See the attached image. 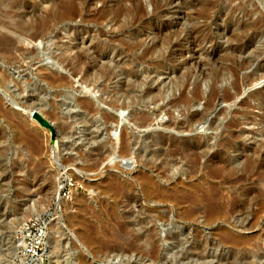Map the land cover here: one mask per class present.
I'll use <instances>...</instances> for the list:
<instances>
[{
    "label": "rangeland",
    "instance_id": "obj_1",
    "mask_svg": "<svg viewBox=\"0 0 264 264\" xmlns=\"http://www.w3.org/2000/svg\"><path fill=\"white\" fill-rule=\"evenodd\" d=\"M68 3L70 15L56 16ZM260 17L264 24V0H0V34L17 41L14 59L0 55V264H42L39 257L24 258L15 232L25 219L49 212L44 264H264V76L258 79L264 72V25L255 32L246 26ZM161 26L165 30L160 32ZM241 30L252 37L246 51L235 47L234 33ZM34 31L37 39L30 38ZM190 31L192 40L186 39ZM138 37L144 40L139 47L148 50L147 61L136 59L143 50L139 47L116 55L122 40ZM181 37L180 49L170 47ZM82 48L90 53L85 65L108 67L110 80H80L82 74L75 75L60 60ZM193 54L205 73L221 71L217 82L195 67ZM248 56H253L249 64L239 66ZM185 59L190 61L183 65ZM52 72L68 84L41 81ZM195 81L201 98L179 103L182 95L192 96ZM212 85L218 95L227 91L231 96L216 99L208 109L204 98ZM194 112L204 117L186 129L171 127ZM35 113L52 125L53 133ZM139 114L150 121L139 124ZM233 121L239 126L227 125ZM126 135L131 138L127 148ZM62 176L79 188L59 202L54 196ZM191 188L197 192L192 198Z\"/></svg>",
    "mask_w": 264,
    "mask_h": 264
},
{
    "label": "bare ground",
    "instance_id": "obj_2",
    "mask_svg": "<svg viewBox=\"0 0 264 264\" xmlns=\"http://www.w3.org/2000/svg\"><path fill=\"white\" fill-rule=\"evenodd\" d=\"M74 2V1H73ZM217 5H218V3H217ZM71 6V3H68V6H66L62 11H57V12H55L56 13V16H58V17H63V16H65V15H67L68 13H69V10H68V8ZM75 6V5H74ZM207 8H209V7H207ZM236 8H238V9H240V10H242L243 11V13L245 12L246 14H249L250 13V11H248V10H246L244 7H243V5H238ZM73 9V8H72ZM225 9V8H224ZM201 10H203V9H201ZM206 10V9H205ZM237 10V9H236ZM73 11H75V10H73ZM230 11V10H229ZM195 12V11H194ZM197 13V12H196ZM195 13V14H196ZM202 14V13H201ZM222 14V13H221ZM69 15H70V13H69ZM73 14H71V16H72ZM188 16H190L191 15V18H192V14H187ZM186 15V16H187ZM187 16V17H188ZM206 16H207V14H206ZM230 16V15H229ZM7 17V16H6ZM205 17V16H204ZM212 18H213V16H211ZM231 17V16H230ZM190 18V19H191ZM210 18V17H209ZM215 18V17H214ZM262 18L263 17H260V18H258V19H256V20H254V21H251L250 23H248L246 26H247V28H249V29H251L253 32H255V31H257V30H259V29H261L262 28V26L264 25L263 24V21H262ZM189 19V18H188ZM212 20V19H211ZM230 20V19H229ZM264 20V19H263ZM208 21H206V23H207ZM44 23V22H43ZM6 24V23H5ZM4 24V25H5ZM227 24V23H226ZM4 25H2L3 27H5ZM44 25V24H43ZM162 25V24H161ZM225 25V24H224ZM147 26V25H146ZM159 26H160V24H159ZM167 26V25H166ZM193 26H195V25H193ZM192 26V27H193ZM204 26V25H203ZM206 26V25H205ZM7 27V26H6ZM5 27V28H6ZM8 27H9V25H8ZM148 27H150V26H148ZM198 27V26H197ZM207 27V26H206ZM264 27V26H263ZM21 28V27H20ZM195 28V27H194ZM1 29V28H0ZM8 29V28H7ZM21 29H25L24 27L23 28H21ZM147 29V28H146ZM153 29H155V28H153ZM157 29H159V28H157ZM184 29V28H183ZM192 30H193V28H191ZM196 29V28H195ZM201 29V28H200ZM39 30V29H38ZM41 30V29H40ZM39 30V31H40ZM148 30H151V29H148ZM156 30V29H155ZM155 30H153V31H155ZM163 31V30H165V27L164 26H161L160 27V29H159V31ZM167 30V29H166ZM8 31V30H7ZM143 31V30H142ZM145 31V30H144ZM147 31V30H146ZM160 31V32H161ZM211 31V30H210ZM170 32V31H169ZM194 32V31H193ZM201 32V31H200ZM245 32H246V30H241V32L238 34V33H234L236 36V40H237V43H236V45H235V47L237 48V49H240V50H245V46H248L251 42H252V37L251 36H246V34H245ZM146 33V32H145ZM144 33V34H145ZM164 33V32H163ZM162 33V34H163ZM165 33H167V32H165ZM189 34L187 35V38L186 39H190V40H192V39H194V34H193V38H191L192 36V31H190V32H188ZM209 33V32H208ZM31 34V35H30ZM29 35H30V38H32V39H37L38 37H39V32L38 31H34L33 33H30ZM158 34V33H157ZM180 34V33H179ZM179 34H178V36H179ZM150 35V34H149ZM153 35V34H152ZM159 35V34H158ZM205 35V34H204ZM212 36H213V34H211ZM215 35V34H214ZM248 35V34H247ZM132 36V35H131ZM160 36V35H159ZM181 36V35H180ZM184 35H182V37H183ZM199 36V35H198ZM207 36V35H206ZM212 36H209L208 37V39H209V41H210V39H211V41H212V39H214V36L212 37ZM216 36V35H215ZM130 37V36H129ZM136 37V36H135ZM147 37H149L148 36V34H147ZM153 37V36H152ZM182 37H181V39L180 38H175L174 40H176V43H169V45H170V47H172V48H174V47H177V46H179L180 45V43H181V41H182ZM205 37V36H204ZM229 37V36H228ZM140 37H138V39H134V40H128L127 38H125L127 41H123L122 40V45H123V47L121 48V49H117L116 50V55L117 56H124L126 53H130V52H134V50L136 49V48H138L139 46H143V41H141L140 39H139ZM154 38H155V36H154ZM184 38V37H183ZM142 39H144V37H142ZM149 39V38H148ZM148 39H146V40H148ZM162 39V38H161ZM200 39V38H199ZM207 38H205V40H206ZM174 40H172L171 39V41L173 42ZM184 41V40H183ZM187 41V40H186ZM185 41V42H186ZM189 41V40H188ZM194 41V40H193ZM197 41H199L198 39H197ZM207 41V40H206ZM210 41V42H211ZM17 41H16V39H14L11 35L9 36L8 34H0V55H2V56H4V57H6V59L7 58H13L14 59V57H13V54H12V49H13V47L15 46V43H16ZM120 43H121V41H119ZM146 42V41H145ZM175 42V41H174ZM201 42V41H200ZM203 42V41H202ZM164 43H167L166 41L164 42ZM193 43V42H192ZM195 43V42H194ZM204 43V42H203ZM17 44V43H16ZM97 44V43H96ZM160 44V43H159ZM162 44V43H161ZM198 44V43H197ZM121 44H120V46H122ZM158 45V44H157ZM163 45V44H162ZM168 45V46H169ZM102 46V45H101ZM119 46V47H120ZM167 46V45H166ZM165 46V47H166ZM182 46V45H181ZM92 47V46H91ZM104 47V46H103ZM102 47V48H103ZM144 47H146V46H144ZM147 47H148V45H147ZM157 47V46H156ZM160 47V46H159ZM164 47V46H163ZM164 47V48H165ZM16 48V47H15ZM96 48V47H95ZM97 48H98V46H97ZM140 49L142 48V47H139ZM149 48H150V45H149ZM178 48V47H177ZM181 47L179 46V49H180ZM182 48H183V46H182ZM93 49V48H92ZM143 49V48H142ZM151 49V48H150ZM21 50H24V49H21ZM59 50V49H58ZM86 50H87V48H86ZM98 50H99V48H98ZM161 50V49H160ZM167 50V49H166ZM171 50V49H170ZM88 51H89V49H88ZM88 51H85V50H83V48L81 49V50H79V51H77V53L75 54V55H73L70 59L69 58H67V57H64V56H61V61L62 62H65L66 61V63H67V67L69 66L70 67V69L72 70V72L75 74V73H81L82 74V76H80V77H82V79L81 78H79L80 80H84V81H86V82H88V81H92V82H95V81H99L100 79H103V81L104 80H110L111 79V71H110V69L108 68V67H106V66H98V67H96L95 69L93 68V69H91V67H87V65H85V62H84V58H86L85 56H86V54H87V52ZM94 51V50H93ZM101 51V50H100ZM147 49L145 50V48L141 51V53H140V51H138L140 54H137L135 57H136V59H138V60H143L144 61V59H145V57H146V54H147ZM151 51V50H150ZM163 51V50H162ZM171 51H173V50H171ZM246 51V50H245ZM95 52V51H94ZM99 52V51H98ZM137 52V51H136ZM156 51H154V53H155ZM160 52V51H159ZM182 52V51H181ZM180 52V53H181ZM89 53V52H88ZM125 53V54H124ZM135 53V52H134ZM169 53V52H168ZM173 53V52H172ZM179 53V52H178ZM177 53V54H178ZM90 54V53H89ZM131 54V53H130ZM94 55V54H93ZM100 55V54H99ZM163 55H164V51H163ZM128 56V55H127ZM131 56H133V55H131ZM154 56H155V54H154ZM172 56H174L173 54H172ZM180 56V55H179ZM193 56H194V54L191 56V59L190 60H192L193 62H194V65H195V67H197L198 69H199V71L201 72V73H203L204 74V76L205 77H210L211 78V80L213 81V83L214 82H217L218 80H219V78H220V76H221V71L219 72L217 69H211V71H209V74L208 73H205L204 72V70H203V63L201 62V60H199V58L198 59H194L193 58ZM207 56V55H206ZM95 57V56H94ZM99 57V56H98ZM148 58H150L149 56H147ZM170 57V56H169ZM253 57V56H252ZM252 57L251 56H248L247 58H245V59H242V61L239 63V66H241V67H244V66H246V65H248L249 64V62L252 60ZM157 58H159V57H157ZM171 58V57H170ZM151 59V58H150ZM152 59L154 60V58L152 57ZM155 59H156V57H155ZM166 59H167V56H166ZM183 59V58H182ZM168 60V59H167ZM174 60V59H173ZM190 60H182L183 62H182V64L183 65H186V63L187 62H189ZM145 61H147L146 59H145ZM158 61V60H157ZM162 61V60H161ZM172 61V60H171ZM168 63H170V62H168ZM174 63V62H173ZM258 64H260V62L258 63ZM159 65H161V64H157V66H156V68L157 69H159V68H162V66H159ZM168 65V64H167ZM171 66V65H170ZM237 66V65H236ZM166 67V66H165ZM176 67V66H175ZM174 67V68H175ZM231 67V66H230ZM238 67V66H237ZM167 68V67H166ZM171 68V67H170ZM173 68V69H174ZM232 70V69H231ZM230 70V71H231ZM157 71V70H156ZM235 71V70H234ZM2 73V72H1ZM4 74V73H3ZM43 75V74H42ZM76 75V74H75ZM78 75V74H77ZM264 76V72L258 77V79H260V78H262ZM77 77V76H76ZM79 77V76H78ZM66 77H63L61 74L59 75L58 73H54V72H52L51 74L49 73V74H44L43 76H42V80L41 81H43V82H45L47 85H49V86H59V85H64V84H66L67 83V78L65 79ZM125 78V77H124ZM78 80V79H77ZM94 80V81H93ZM101 81V80H100ZM178 81V80H177ZM69 82V81H68ZM86 82H84L85 84H86ZM68 84V83H67ZM66 84V85H67ZM125 84V83H124ZM150 84V83H149ZM194 89H193V91L191 92L192 93V96L190 97H185L184 95H182V97L178 100V102L180 103V101H183L184 103H192V102H194V101H196V100H198V99H200L201 98V93H200V90H199V85H198V82L197 81H195L194 82ZM233 85H235V83L233 84ZM170 87V86H169ZM211 89H210V91H209V93H208V95L204 98L205 99V104H206V108H208L209 109V107L211 108V105H212V103L213 102H215V100L216 99H221V100H228V99H230V96H231V94L229 93V92H227V91H224V93H223V95H218V90H216V87L214 86V85H212L211 87H210ZM185 91V90H184ZM31 97V96H30ZM29 98V97H28ZM32 99V98H31ZM35 99V98H34ZM174 100V99H173ZM19 101V100H18ZM31 101V100H30ZM174 103L176 102V104L178 103L176 100H174L173 101ZM24 103H26V102H24ZM58 103V102H57ZM84 103V105H83V107L84 108H87V109H89V110H92V107H89V105L87 106V104H85V102H83ZM82 103V104H83ZM87 103V102H86ZM82 107V108H83ZM206 110V109H205ZM157 111V110H156ZM162 111V110H161ZM52 112V111H51ZM53 113H55V112H53ZM152 113H159V111L158 112H155V111H153ZM156 114V115H157ZM236 114V113H235ZM47 115H48V112H47ZM140 115V114H139ZM134 116L135 117V121H138V123L139 124H141V125H144V124H146V123H148L149 121H150V116H148L147 114H141L140 116ZM43 116V115H42ZM45 117H47L46 116V113H45V115H44ZM152 116V115H151ZM54 117H56V115H54ZM204 117V112H194V113H191L190 115H189V118H188V120H186V121H184V122H174V121H172V123L170 124V122H169V124L171 125V127H173V128H178V129H186V128H188L189 126H192V122L194 123V121H199V120H201L202 118ZM105 119H107V118H109L108 116H105L104 117ZM53 119V118H52ZM262 120V119H261ZM264 121V120H263ZM238 122V121H237ZM137 123V122H136ZM30 125V124H29ZM166 125V124H165ZM229 127H231V128H234V127H237V126H239L237 123H234V121L231 123V124H227ZM234 126V127H233ZM167 127H169V125L167 126ZM170 127V128H171ZM237 129V128H236ZM235 130V129H234ZM234 135V134H233ZM229 138V137H228ZM124 145H125V147L127 148V147H129L130 146V144H131V138L130 137H128L127 135L124 137ZM199 142V141H198ZM222 142V141H221ZM226 142V141H225ZM205 146V145H204ZM225 148H227V147H225ZM236 147H234V149H235ZM237 149V148H236ZM232 150V149H231ZM238 150V149H237ZM122 151V150H121ZM233 151V150H232ZM126 152V151H125ZM238 152V151H237ZM171 153V152H170ZM235 153H236V151H235ZM195 154V152L193 153V155L192 156H195L194 155ZM243 155V154H242ZM253 155V154H252ZM122 156V155H121ZM241 156V155H240ZM256 157V156H255ZM235 158V157H234ZM248 158V157H247ZM230 159H231V157H230ZM232 159H233V157H232ZM238 159V158H237ZM192 160H197L196 158L194 159V157L192 158ZM249 161H251V160H253V159H251L250 160V158L248 159ZM194 162V161H193ZM227 162H229V160L227 161ZM246 162H247V160H246ZM167 163V162H166ZM195 163V162H194ZM222 163V162H221ZM224 163H225V161H224ZM251 163V162H250ZM250 163H249V165H250ZM219 164V163H218ZM229 164V163H228ZM234 164V163H233ZM232 164V165H233ZM245 164H247V163H245ZM245 164H243V165H245ZM196 165V164H195ZM225 165V164H224ZM227 165V164H226ZM251 165H252V163H251ZM222 166H223V164H222ZM222 166H221V168H222ZM236 166V165H235ZM239 166V165H238ZM238 166H236V167H238ZM194 167V166H193ZM192 167V168H193ZM227 167V166H226ZM232 167H234V166H231V168ZM235 167V168H236ZM252 167V168H251ZM251 167H247V168H251V170L253 169V166H251ZM92 168V167H91ZM191 168V169H192ZM239 168V167H238ZM237 168V169H238ZM244 168H246V167H244ZM264 167L262 166V169H263ZM194 169V168H193ZM192 169V170H193ZM229 169V167L227 168V170ZM233 169V168H232ZM236 169V170H237ZM240 169H241V167H240ZM191 170V171H192ZM220 170V169H219ZM222 170V169H221ZM223 170L224 171H227L226 170V168H224L223 167ZM236 170H234V171H236ZM244 170V169H243ZM247 170H249V169H247ZM251 170H250V172H251ZM224 171H221V177H222V172H224ZM229 171V170H228ZM238 171V170H237ZM236 171V172H237ZM241 172H242V170H240ZM263 171V170H262ZM163 172V171H162ZM190 172V171H189ZM194 172V171H193ZM230 172V171H229ZM249 172V175L252 173H254V172H251L250 173ZM192 173V172H191ZM226 173V172H225ZM224 173V174H225ZM231 173V172H230ZM233 173V172H232ZM238 173V172H237ZM245 173H247L246 172V170H245ZM263 173V172H262ZM240 174V173H239ZM145 175V174H144ZM146 175H148V174H146ZM214 175V174H213ZM219 175V174H218ZM232 175V174H231ZM230 175V176H231ZM236 175V174H235ZM235 175H233V176H235ZM246 175V174H245ZM248 174H247V176H249ZM258 175V174H257ZM256 175V176H257ZM260 175V174H259ZM258 175V176H259ZM215 176H217V175H215ZM262 176V174L260 175V177ZM219 177V176H218ZM221 177H220V179H221ZM229 177V176H228ZM227 177V178H228ZM253 177H254V175H253ZM259 177V178H260ZM149 178H151V177H149ZM216 179H218L217 177H215ZM235 178H237V176L235 177ZM235 178H234V180H235ZM264 178V177H263ZM201 179V178H200ZM226 179V178H225ZM262 179V178H261ZM151 180H153V179H151ZM150 180V181H151ZM221 180H224V179H221ZM229 180V179H228ZM231 180V179H230ZM233 180V179H232ZM257 180V179H256ZM220 181V180H219ZM239 180H237L236 182H238ZM147 185L149 184V183H147V181H146V179H145V181H144ZM203 182V181H202ZM221 182V181H220ZM224 182V181H223ZM236 182H234V184L236 183ZM240 182H241V180H240ZM243 182H244V180H243ZM260 182V181H259ZM264 182V181H263ZM156 182H154V184H155ZM206 183V182H205ZM215 183V182H214ZM216 183H218V181L216 182ZM245 183V182H244ZM144 184V183H143ZM145 184V185H146ZM203 184V183H202ZM220 184V183H219ZM221 184H222V182H221ZM225 184V183H224ZM227 184H229V183H227ZM238 184V183H237ZM153 185V184H152ZM157 185V184H156ZM197 185H199L200 186V184H197ZM213 185V184H212ZM216 185V184H215ZM232 186H235V185H233V184H231ZM144 186V185H143ZM150 186V185H149ZM189 186V185H188ZM206 186H208L209 187V184L207 185L206 184ZM237 186V185H236ZM235 186V187H236ZM239 186V185H238ZM237 186V187H238ZM151 187V186H150ZM154 187V186H153ZM173 187V186H172ZM176 187V186H175ZM187 187V186H186ZM202 187V186H201ZM201 187H199V188H201ZM210 187H212V186H210ZM219 187V186H218ZM235 187H233V188H235ZM236 187V188H237ZM264 187V186H263ZM189 188V187H188ZM187 188V189H188ZM197 188V187H196ZM195 188V189H196ZM199 188H198V190L197 191H199ZM224 188V187H223ZM222 188V189H223ZM251 188V187H250ZM150 189V188H149ZM146 190V193H147V191H150V190ZM151 189H152V187H151ZM192 189V192L190 191V194L191 193H193L194 191H193V188H191ZM208 189V188H207ZM214 189H215V187H214ZM249 189V188H248ZM247 189V190H248ZM144 190H145V187H144ZM178 190V189H177ZM203 190H204V188H203ZM209 190V189H208ZM217 190V189H216ZM253 190V189H252ZM263 190H264V188H263ZM160 191H162V189L160 190ZM205 191V190H204ZM203 191V192H204ZM211 191V190H210ZM217 191H220V190H217ZM234 191H235V189H234ZM237 191V190H236ZM251 191V190H250ZM163 192V191H162ZM164 192H166V191H164ZM169 192V191H168ZM182 192H184V191H182ZM201 192V191H200ZM199 192V193H200ZM207 193H208V191H206ZM214 192H215V190H214ZM221 192H222V190L219 192V194H221ZM258 192V191H257ZM262 192V191H261ZM144 193V192H143ZM149 193H151L152 194V192H148V195H149ZM194 193H196L197 194V192H194ZM237 193V192H236ZM248 193H249V190H248ZM259 193V192H258ZM150 194V195H151ZM165 194V193H164ZM172 194H175V193H172ZM189 194V193H188ZM206 193H204V195H205ZM210 194V193H209ZM209 194H208V197H209ZM219 194H217L218 196H219ZM254 194H255V192H254ZM261 194V193H260ZM259 194V195H260ZM149 195V196H150ZM152 195H154V194H152ZM151 195V196H152ZM156 195V194H155ZM160 195H162V194H160ZM169 195V194H168ZM178 195V194H177ZM176 194H175V196H177ZM193 194H191L190 195V197L192 196ZM204 195H202V196H204ZM207 195V194H206ZM224 194H222V196H223ZM237 195V194H236ZM242 195V194H241ZM244 195V194H243ZM117 196V195H116ZM147 196V195H146ZM150 196V197H151ZM166 196V195H165ZM171 196V195H170ZM174 196V195H173ZM172 196V197H173ZM182 196V195H181ZM180 196V197H181ZM185 196H187V194L185 195ZM194 196H195V194H194ZM194 196H192V197H194ZM211 196V195H210ZM221 196V195H220ZM221 196V197H222ZM235 196V195H234ZM233 196V197H234ZM248 196V195H247ZM257 196V195H256ZM156 197H158V196H156ZM162 197V196H161ZM164 197V196H163ZM162 197V198H163ZM191 197V198H192ZM198 197H201V195L199 194V196ZM207 197V196H206ZM216 197V196H215ZM225 197V196H224ZM224 197H223V200H227L228 198H230V197H226L225 199H224ZM245 198H246V194H245V196H244ZM164 198H167V201H168V196H166V197H164ZM177 198V197H176ZM190 198V199H191ZM196 198V197H195ZM218 197H216V199H217ZM231 198H232V195H231ZM230 198V199H231ZM237 198H239L238 196H237ZM264 198V197H263ZM262 198V202H264V199ZM134 199V198H133ZM149 199V198H148ZM150 199H152V197L150 198ZM158 201H159V203H161L160 201H164V200H162L161 198H159L158 197ZM170 199H171V197H170ZM173 199H175V198H173ZM172 199V200H173ZM178 199H179V196H178ZM187 199V198H186ZM201 199L202 198H200V201H201ZM209 199V198H208ZM211 199H212V197H211ZM220 199H222V198H220ZM232 199H234V198H232ZM249 199V198H248ZM154 200H156V198L154 199L153 198V200H152V202L154 201ZM180 200H183V198L182 199H180ZM180 200H178V201H180ZM219 200V199H218ZM238 200V199H237ZM242 200V199H241ZM244 200V199H243ZM242 200V201H243ZM157 201V200H156ZM170 201V200H169ZM174 201L175 200H173L172 202L174 203ZM189 201H191V200H189ZM212 201V200H211ZM221 201V200H220ZM235 201H236V199H235ZM234 201V202H235ZM259 202L260 203V205L261 204H263L262 202ZM165 202V201H164ZM172 202H170V203H172ZM183 202H185V201H183ZM195 202H198V201H196L195 200ZM202 202V201H201ZM210 202V201H209ZM218 202V201H217ZM226 202H228V201H226ZM231 202H232V200H231ZM233 202V203H234ZM246 201L244 200V203H245ZM252 202V201H251ZM158 203V204H159ZM163 203V202H162ZM166 203V202H165ZM178 203H180V202H178ZM186 203V202H185ZM184 203V204H185ZM187 203H188V200H187ZM199 203V202H198ZM214 203V202H213ZM221 203H223V202H221ZM229 203V202H228ZM236 203V202H235ZM239 203V202H238ZM243 202H241V204H244ZM154 204H156V203H154ZM169 204V203H168ZM175 204H177V201H176V203ZM181 204V203H180ZM179 204V205H180ZM189 204H192V203H190L189 202ZM178 205V204H177ZM183 205V204H182ZM188 205V204H187ZM203 205H204V207H205V205L206 204H204L203 203ZM210 205V204H209ZM223 205H225V203L223 204ZM228 205H230V204H228ZM246 205V204H245ZM259 205V204H258ZM257 205V206H258ZM264 205V204H263ZM185 206V205H184ZM183 206V207H184ZM195 206L196 205H194V207L193 208H195ZM199 207L198 208H202V207H200V205H198ZM211 206V205H210ZM218 206V205H217ZM232 206H233V204H232ZM237 206V205H236ZM243 206V205H242ZM163 207V206H162ZM170 207L171 208H173V207H175V206H173L172 207V205H170ZM178 207V206H177ZM187 207V206H186ZM186 207H184L185 209H186ZM216 207V206H215ZM224 209H226V213L228 212V206H227V208H226V206L224 207V206H222ZM234 207V206H233ZM244 207V206H243ZM261 207V206H260ZM263 207V206H262ZM169 208V207H168ZM181 210H182V212L184 213L185 212V210H184V208H182V207H179ZM189 208V207H188ZM187 208V209H188ZM206 208V207H205ZM208 208H209V206H208ZM208 208H207V210H208ZM212 208V207H211ZM238 208V207H237ZM245 208V207H244ZM243 208V209H244ZM173 209H175V208H173ZM186 209V210H187ZM196 209H197V207H196ZM203 209V208H202ZM216 209H219V207H217ZM215 209V210H216ZM220 209H222L221 208V206H220ZM240 209V208H239ZM243 209H242V212H243ZM246 209V208H245ZM260 209V208H259ZM180 210V211H181ZM189 210V209H188ZM187 210V212L189 213V211ZM210 210V209H209ZM223 210V209H222ZM231 210V209H230ZM238 210V209H237ZM249 210V209H248ZM174 211V210H173ZM179 210H178V212H180ZM191 211V210H190ZM200 211V210H199ZM206 211V210H205ZM218 211V210H217ZM232 211V210H231ZM247 211V210H246ZM259 211V210H258ZM257 211V212H258ZM262 211V210H261ZM177 212V213H178ZM194 212H196V214H199V213H197V210H195ZM209 212V211H208ZM211 212V211H210ZM213 212V211H212ZM216 212V211H215ZM232 212H234V211H232ZM231 212V213H232ZM240 212V211H239ZM241 212V215H243L244 213H242ZM264 212V211H263ZM174 213H176V212H174ZM181 213V212H180ZM183 213H181V214H183ZM188 213H186V214H188ZM203 214H204V211L202 212ZM216 213H218V212H216ZM259 213V212H258ZM257 213V214H258ZM192 214V213H191ZM194 214V213H193ZM195 214V215H196ZM209 214V213H208ZM220 214H224V212H220ZM228 214H229V212H228ZM227 214V215H228ZM260 214V213H259ZM176 216H177V214H175ZM184 215V214H183ZM194 215V216H195ZM201 215V214H200ZM215 214H211L210 215V217L212 216V218H216L217 217V215L216 216H214ZM225 215V214H224ZM231 215H233V214H231ZM238 215V214H237ZM240 215V216H241ZM182 216V215H181ZM187 216H189L190 218L192 217V215H187ZM197 216V215H196ZM205 217L207 216L206 214L204 215ZM214 216V217H213ZM257 216V215H256ZM162 217V216H161ZM179 217V216H178ZM183 217H186V216H182V218ZM189 217H186L187 219L189 218ZM218 217H220V216H218ZM217 217V218H218ZM236 218L238 217V216H235ZM244 217H245V214H244ZM166 218V217H165ZM186 218H185V220H186ZM211 218V219H212ZM222 218H225V217H222ZM226 218H229V217H227L226 216ZM209 219V218H208ZM207 219V220H208ZM210 219V220H211ZM230 219V218H229ZM228 219V220H229ZM180 220V219H179ZM206 220V219H205ZM213 220V219H212ZM237 220H238V218H237ZM236 220V221H237ZM239 220H240V218H239ZM237 222H239V221H237ZM235 223V222H234ZM241 223V222H240ZM249 223V222H248ZM22 225V224H21ZM20 225V226H21ZM234 226H235V224H233ZM243 226H244V223H243ZM154 228H155V226H153ZM236 227H238V226H236ZM18 229L20 228V227H17ZM244 229H245V227H243ZM18 229L16 230V231H18ZM152 231V230H151ZM150 231V232H151ZM154 232H155V229L153 230ZM152 231V232H153ZM126 232V231H125ZM149 232V233H150ZM153 232V233H154ZM84 233V232H83ZM87 235V234H86ZM231 235H232V233H231ZM153 236V235H152ZM151 236V237H152ZM154 237H156V236H154ZM153 237V238H154ZM150 238V237H149ZM228 238V237H227ZM231 238H233V237H231ZM134 239V238H133ZM233 239H235V238H233ZM150 240V239H149ZM154 240V239H153ZM156 240V239H155ZM231 240V239H230ZM151 241H152V239H151ZM158 241V240H157ZM226 241V240H225ZM229 241V240H228ZM238 240H236V242H237ZM153 242V241H152ZM159 242V241H158ZM230 242V241H229ZM233 242V241H232ZM150 243V242H149ZM156 243V242H155ZM154 243V244H155ZM234 243V242H233ZM148 244V243H147ZM154 244H151V246L152 245H154ZM158 243H156L155 245H157ZM241 244V243H240ZM134 245V244H133ZM150 245V244H149ZM160 245V244H159ZM231 245H232V243H231ZM237 246H238V243L236 244ZM236 245H234L233 244V246H236ZM146 247L148 246V245H145ZM136 247V246H135ZM141 247H143V245L141 246ZM155 247V246H154ZM159 247V246H158ZM156 248V247H155ZM133 249H134V247H133ZM151 249H154V248H151ZM141 250V249H140ZM146 250V249H145ZM140 252V251H139ZM146 253V252H145ZM149 253V252H148ZM151 253H155L154 251L153 252H151ZM34 260V259H33ZM33 260H30V261H33ZM39 261V260H38Z\"/></svg>",
    "mask_w": 264,
    "mask_h": 264
},
{
    "label": "built area",
    "instance_id": "obj_3",
    "mask_svg": "<svg viewBox=\"0 0 264 264\" xmlns=\"http://www.w3.org/2000/svg\"><path fill=\"white\" fill-rule=\"evenodd\" d=\"M78 188L79 185H76L74 180L62 176L58 181L54 200L61 202L69 197L72 190H77ZM52 215L53 213L49 212L41 217L25 219L18 231L15 232V239L21 240L22 255L28 261L39 257L41 258V263L44 264L45 259L42 256V249L45 247Z\"/></svg>",
    "mask_w": 264,
    "mask_h": 264
},
{
    "label": "water",
    "instance_id": "obj_4",
    "mask_svg": "<svg viewBox=\"0 0 264 264\" xmlns=\"http://www.w3.org/2000/svg\"><path fill=\"white\" fill-rule=\"evenodd\" d=\"M39 121H41L42 124L50 128L51 133H53V127L48 123V121L43 120L38 113H35L34 115Z\"/></svg>",
    "mask_w": 264,
    "mask_h": 264
}]
</instances>
